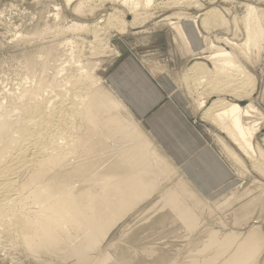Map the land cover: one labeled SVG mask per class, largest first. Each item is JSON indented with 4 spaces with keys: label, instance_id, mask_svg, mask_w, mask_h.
<instances>
[{
    "label": "bare ground",
    "instance_id": "1",
    "mask_svg": "<svg viewBox=\"0 0 264 264\" xmlns=\"http://www.w3.org/2000/svg\"><path fill=\"white\" fill-rule=\"evenodd\" d=\"M66 1L69 4L74 0ZM113 1L134 14L133 20L127 25L123 24L121 19L118 20L120 13L110 15L107 23L110 27L119 29L120 33L125 32L128 26L135 28L140 25L141 17L146 11L156 6L159 8L160 5L158 0ZM188 1L190 0H177L176 5ZM191 3L197 8L203 6L198 1L191 0ZM81 4H77L76 11L81 10ZM243 7L241 20L245 31L244 42L240 43L236 39L226 37L215 41L212 36V38L204 36L207 48L213 52L208 57H199L201 61L188 68L184 80L200 97L199 107L206 108L205 119L218 128L233 146L251 157L255 170L264 177V148L258 141L264 129V112L252 101L257 89V78L248 71L242 61L249 59L252 46H259V42L264 38V8L251 3L244 4ZM164 20L169 21V25L174 28L190 53L187 36L192 35L191 42L196 43L200 33L202 34L201 30L213 35L212 26H223L227 21L225 13L216 7L195 17H184L177 21L167 18ZM187 25L193 27L190 28V33L186 30ZM73 26L74 29L93 33L97 28L95 24ZM34 65V60H31V66ZM89 79L101 82L100 79L91 77ZM28 87L23 88L18 95L10 96L12 100L10 105L0 106V230H2L0 235L15 238L20 246L29 250L34 257H38L37 253L40 251L54 255L63 253L62 261H68L69 257H77L81 264H86L90 261V251H99L100 240L106 238L113 223L132 211L127 206L140 202L157 190V178L153 177V166L149 160L150 150L144 145L147 141H142L138 142L134 149L124 151L123 155L137 174L129 176L115 174L106 179L105 184L101 177L89 174V170L92 169L93 173L94 168L75 152L78 142L75 136L76 128L81 132L79 138L83 140L87 137L85 129L93 122L95 136L100 143L103 144L109 139L120 143L135 136H142L130 125L129 116L118 112L119 105L108 92L97 90L86 105L88 96L66 89L60 94L61 99L53 103L48 99L49 96H46L50 90L45 93V87L39 88L33 84ZM205 98L209 101L213 98L215 100L208 106ZM243 102L247 103L242 104ZM76 118L78 125L74 127ZM89 130L93 131L90 128ZM261 138L264 146V134ZM226 139L221 137L220 142L226 145ZM66 145H70L72 156L67 157L69 161L63 164L62 169L52 171L56 165L62 164L59 160ZM228 152L231 156H236L233 151ZM24 169H28L26 173L28 177L21 178L22 181L17 184L20 177L17 175ZM158 173H164L162 162ZM76 180L78 185L86 184L87 188L82 189L84 192L98 194L81 193L79 195L81 204H77L70 194L72 182ZM92 182L95 184L90 190L88 187ZM176 186L181 188L178 191H166L167 194L165 192L166 195L160 197L164 208H168L163 216L157 219L160 223L163 222L160 226L182 223L190 231H194L198 222L193 212L198 209L194 205L202 202L195 197L183 179H178ZM257 199L256 201H261L262 205L258 204L254 208L249 206L245 209L247 212L255 211L258 207L264 209V195ZM89 200L91 204L86 202ZM61 203L68 204L69 208ZM201 211L205 212L203 209ZM209 215H215V212L211 211ZM159 221L155 220L152 225ZM146 229L147 227L138 235ZM202 233H206L202 236L205 237L204 240L200 239ZM201 234L197 239L200 243L194 244L193 249L190 248L192 251L189 250V255L184 257L186 260L184 263L172 256L159 254L156 255L154 262L246 264L250 259L252 261L258 257L264 245L258 228L251 230V233L240 242L237 250L230 249L239 239L237 234L224 236L223 240L219 239L214 230H207ZM127 251L128 253L122 252L119 255L120 259L115 260L113 264H131L133 258L129 255L132 252ZM144 252L153 254V250L148 248H144ZM198 253L203 256L200 260L195 257ZM109 256L107 251L102 250L95 264L107 263ZM223 258L226 259L223 261Z\"/></svg>",
    "mask_w": 264,
    "mask_h": 264
},
{
    "label": "rangeland",
    "instance_id": "2",
    "mask_svg": "<svg viewBox=\"0 0 264 264\" xmlns=\"http://www.w3.org/2000/svg\"><path fill=\"white\" fill-rule=\"evenodd\" d=\"M176 1L158 0L159 8L156 6L146 11V14L141 17L140 25L138 24L135 28L128 26L125 32L120 33L119 29L109 26L110 15L120 13L118 20L121 19L122 23L127 25L133 20L134 14L113 0H74L69 4L66 0H0V106L10 105L12 102L10 96L18 95L23 88L32 84L39 88L45 87V93L50 90L46 96H49L48 99L53 103L61 99L60 94L66 89L88 96L86 105L97 90L108 92L114 98L108 76L123 57L130 55L155 74L165 72L172 75L175 86L179 90L178 94L191 113V123L203 136L204 142L222 159L230 175L231 180L228 186L222 191L211 194L209 200L212 205L198 198L206 207L202 203L194 205L198 209L193 211L198 219L194 231H190L182 223L160 226L163 222L160 223L156 217H149L151 206L143 207L144 209L139 213L134 211L113 223L106 238L100 240L99 251H90V261L86 264H95L102 250L110 255L105 264L118 261L121 257L119 255L122 252L128 253L127 250L132 252L129 255L133 258L131 264H155L158 254L172 256L184 263L186 261L184 257L189 255L188 251H192L194 244L200 243L197 239L201 232L207 230L216 231L220 240H223L224 236L237 234L239 239L230 248L233 250H237L240 242L255 228L260 229L264 243V209L258 207L252 212L245 210L249 206L254 208L258 204L262 205L261 201L256 200H258L257 197L264 195V177L255 170L251 157L233 146L218 128L205 119L206 108L199 107L200 97L192 91L191 86H187L184 80L188 68L201 61L199 57H208L213 52L212 49L207 48L204 36L213 37L215 41L226 37L236 39L240 43L244 42L245 31L241 20L243 6L251 3L264 8V2L192 0L203 5L197 8L194 3L190 4L191 0L182 5H176ZM80 3H82L81 10L76 11V6ZM214 7L225 13L226 24L213 25L211 28L213 35L201 30L202 34L200 33L198 42L193 41L195 46L193 47L190 41L188 43L190 53L186 44L179 39L174 28L169 25V21L164 18L177 21L180 18L204 14L206 10ZM74 24L90 26L95 24L96 32L74 29ZM190 28L193 27L186 26L189 33ZM67 42H73V44L70 45ZM31 60L35 63L33 67ZM242 61L248 71L257 78V89L252 101L264 112V38L259 42V46H252L249 59H242ZM81 72L84 73L81 74ZM89 77L100 79L101 82H94ZM205 100H207L206 105L209 106L215 98L212 101L207 98ZM245 103L247 102L242 104ZM77 125L76 118L74 127ZM87 132L88 128L85 129V134ZM262 134L264 129L258 140L264 148ZM75 136L76 141L79 142L81 132L77 128ZM221 137L226 139L227 146L220 142ZM78 142L75 147L77 155H79ZM228 149L236 156H231ZM61 155L59 161L62 164L56 165L52 171L62 169L63 164L69 161L67 157L72 156L70 145L65 146ZM28 169L19 172L17 184L22 181L21 178L28 177L26 174ZM159 181L158 190L143 198L142 201H158L164 206L160 197L166 195V191H178L181 188L176 186L177 178L163 175ZM94 184L90 183L88 188L91 190ZM84 188H87L86 184L81 186L78 185L77 180L72 182L70 194L77 204H81L79 201L81 193L98 194V192H84L82 190ZM86 202L91 204L90 200ZM64 204L61 203V205ZM65 205L69 208L68 204ZM167 208L158 209L160 217ZM202 209L208 214L205 215ZM147 211L150 214H145ZM211 211H214L215 215L210 216ZM168 219L171 218L168 217ZM155 220L159 223L152 225ZM146 227L147 229L138 235ZM202 234L200 239L204 240L205 237L202 236L206 233ZM144 248L152 249L153 254L144 252ZM37 255L38 257H34L29 250L20 246L15 238L10 239V236L7 238L5 235H0V264H81L77 257H69L68 261H62L63 253L54 255L40 251ZM195 257L200 260L203 256L198 253ZM246 264H264V245L258 257L252 261L250 259Z\"/></svg>",
    "mask_w": 264,
    "mask_h": 264
},
{
    "label": "crops",
    "instance_id": "3",
    "mask_svg": "<svg viewBox=\"0 0 264 264\" xmlns=\"http://www.w3.org/2000/svg\"><path fill=\"white\" fill-rule=\"evenodd\" d=\"M189 36L194 47L192 35ZM108 83L113 99L119 105L118 112L127 114L130 125L142 136L120 143L109 139L102 144L95 136L94 123L90 122L87 137L79 141L80 157L94 168L93 173L92 169L89 170V174L101 177L105 184L106 179L115 174H137L123 152L134 149L138 142L147 141L144 145L150 150L149 160L153 166V177L157 178V187L163 175L183 179L197 198L212 205L209 200L211 194L228 186L230 175L222 159L204 142L203 136L191 123V113L184 106L172 75L165 72L155 74L137 58L126 55L109 74ZM161 162L164 173H158ZM149 206L151 214L148 211L145 214L159 218L158 209L164 206L158 201L141 200L127 207L132 209L130 213H139Z\"/></svg>",
    "mask_w": 264,
    "mask_h": 264
}]
</instances>
